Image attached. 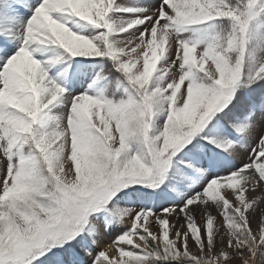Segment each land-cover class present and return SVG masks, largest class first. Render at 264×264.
Wrapping results in <instances>:
<instances>
[{"label": "snow or ice", "instance_id": "1", "mask_svg": "<svg viewBox=\"0 0 264 264\" xmlns=\"http://www.w3.org/2000/svg\"><path fill=\"white\" fill-rule=\"evenodd\" d=\"M152 2L0 0V264H264V0Z\"/></svg>", "mask_w": 264, "mask_h": 264}, {"label": "rangeland", "instance_id": "2", "mask_svg": "<svg viewBox=\"0 0 264 264\" xmlns=\"http://www.w3.org/2000/svg\"><path fill=\"white\" fill-rule=\"evenodd\" d=\"M157 4H158V0H153V2H152V7H156ZM0 159H2V157H0ZM238 162H239V163H243V162H245V161H244V159L242 158V159H241L240 161H238ZM247 194H248L249 197H252V196H259V197H261V199L259 200V204H258L257 212L251 214V215H253V217H254L253 225H252V226H253V228L255 229L256 226H257V223H256V219H255V217H258V215H259V210H260V209H264V184H262V186H261L256 192H252V194L250 193V195H249V192H248ZM212 212H213L214 215L216 214V210H215L214 208L212 209ZM173 219H174V218H173ZM199 219H200V217L197 216V221H198V222H199ZM153 230H155V226L153 227ZM119 231H120L119 228H114V229L112 230L111 233H106V234H104V235H103V238H102V241H101V243H100V245H99V247H105V246L111 241V239L114 238V236H115ZM219 247H220V245L217 244V248H219ZM113 254H115L114 250H112V251L109 252V255H113ZM229 264H239V262H238V261H230Z\"/></svg>", "mask_w": 264, "mask_h": 264}, {"label": "bare ground", "instance_id": "3", "mask_svg": "<svg viewBox=\"0 0 264 264\" xmlns=\"http://www.w3.org/2000/svg\"><path fill=\"white\" fill-rule=\"evenodd\" d=\"M250 193L252 194V191H249V195H250ZM247 195H248V194H247ZM134 240H135L137 243H139V240H138L137 237H134Z\"/></svg>", "mask_w": 264, "mask_h": 264}]
</instances>
